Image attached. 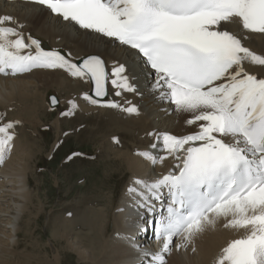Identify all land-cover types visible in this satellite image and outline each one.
<instances>
[{
	"label": "snow or ice",
	"instance_id": "1",
	"mask_svg": "<svg viewBox=\"0 0 264 264\" xmlns=\"http://www.w3.org/2000/svg\"><path fill=\"white\" fill-rule=\"evenodd\" d=\"M30 2L46 6L66 26L78 25L97 39L112 38L125 51H134L127 61L114 63L110 73L97 55L76 64L57 50H44L39 39L25 36L14 17L3 15L0 74L63 69L71 77L86 78L94 96L102 98L108 95L109 81L116 96L138 93L133 77L141 60L154 71L153 92L177 113L187 114L186 124L196 129L186 135L149 133L156 140L150 148L156 151L136 153L153 166L169 157L175 162L167 174L151 181L137 178L128 189L138 212L144 209L157 217L149 221L157 251L141 248L134 236L124 237L138 251L140 264H166L173 247L187 249L221 219L224 228L244 234L222 248L215 264H264V76L249 71L255 65L264 72V55L227 30L235 26L264 34V0ZM94 96L83 94L92 105L139 112L131 101L127 107L115 101L102 104ZM69 104L62 115L78 107L75 101ZM18 123H0V165L10 156ZM139 215L142 221L144 213ZM136 228L147 230L140 223Z\"/></svg>",
	"mask_w": 264,
	"mask_h": 264
},
{
	"label": "bare ground",
	"instance_id": "2",
	"mask_svg": "<svg viewBox=\"0 0 264 264\" xmlns=\"http://www.w3.org/2000/svg\"><path fill=\"white\" fill-rule=\"evenodd\" d=\"M3 15L14 17L23 25L25 36L30 34L39 39L41 44L45 43L48 46L46 51L57 50L65 55L66 49L71 50V53L80 49L76 52L80 55L81 49H84V53L102 56L109 73L114 63L127 61L129 51H134H125L112 38L97 39L91 30L82 29L78 25L66 26L65 23L58 22L46 6L31 3L30 0H0V16ZM227 30L242 35L246 46L257 54L264 55V34L237 30L235 26ZM137 64L139 66L136 68L133 83L136 84L138 93L123 92L121 96H116L109 81L110 92L107 99L101 103L115 101L127 107L130 105L126 104V101H131V104L138 108V114L90 104L83 98L85 92H82L83 87L78 85V80L63 69H33L29 73L16 76L0 74V123L19 121L15 127L22 130H12L15 137L10 156L0 165V264H29L30 259L35 256V252L27 254L23 250H17L16 245L19 233L23 228L28 231L31 217L35 218L42 210L40 201L37 200L38 184L36 189L28 186L27 173L34 161L33 157L37 156V151L45 148V139L42 134H29L25 142L23 136L26 133L25 126L32 128L42 122L45 113L43 102L52 85L59 92L65 93L59 100L57 111L61 113L65 105L70 108V100L78 105L70 116L63 117L60 114L54 123L56 130H62L61 120L75 124L77 128L69 132H73L79 142L90 141L94 145L99 143L95 148L105 166L103 175L106 181L110 182L111 177L116 176V181L109 187V193L103 197L100 210L88 205L90 199L83 197L84 199L79 200L72 208L68 207L64 212L61 210V214L57 212L49 217L50 239H53L49 244L54 246L53 244L64 241L55 250V261H58L62 250H66L78 254L84 264L92 262L97 254H100V260L91 264H140L139 253L124 239L126 236H134L135 242L141 248L152 251L159 249L154 230L149 225L150 214L144 209H139L138 212L134 207L135 197L128 189L134 186L133 181L137 178L151 181L167 174L175 162L169 157L163 165L153 166L136 153L156 151L150 148L156 140L154 136L148 135L149 133L169 132L173 135H186L196 129L186 124V120L190 118L187 114L177 113L173 104L160 99L158 94L153 92L151 86L156 79L154 72L145 69L140 60ZM249 71L264 76L260 66L251 65ZM38 135L42 144L37 141ZM68 136L67 134L64 138ZM114 137L119 143L113 140ZM127 173L128 176L125 177ZM100 185L104 187L106 183H97L96 186ZM101 190L97 196L101 195ZM66 211L69 216L65 215ZM139 213H144L142 221ZM137 223L147 230L139 231L136 228ZM224 223L223 219L219 220L214 228L200 234L187 249L177 250L173 247L165 257L166 264H175L172 263L175 257L184 258L186 262L183 264H215L222 248L230 240L244 234L243 230L224 228ZM76 227L80 229L77 230ZM193 247L195 251L192 250ZM40 262L46 263L42 260Z\"/></svg>",
	"mask_w": 264,
	"mask_h": 264
},
{
	"label": "rangeland",
	"instance_id": "3",
	"mask_svg": "<svg viewBox=\"0 0 264 264\" xmlns=\"http://www.w3.org/2000/svg\"><path fill=\"white\" fill-rule=\"evenodd\" d=\"M68 50L66 49L64 54L73 62H75L74 60L79 57L84 56L86 53H84V49H81V52L79 53L80 55H77L80 49L74 51V53H71V50ZM70 53L72 56L68 55ZM73 78L77 79L79 83L78 85L83 87V89H81L82 92L83 90L85 93L89 92L90 85L86 78L82 80L75 77ZM58 92L59 91L52 85V88L48 90L43 102V107L45 106V113H43L44 116H42V122L32 128L25 126L26 133L25 136H23L25 142L26 137L29 134H42L45 139V143H43L45 148L37 151V156L33 157L34 161H32L27 173L29 177L28 186L36 189L38 184L37 200L40 201L42 210L39 211L35 218L34 216L31 217L30 222L28 223V231L23 228V230L19 233V241L16 245L17 250H23L27 254L35 252V256L30 259L31 262L29 261V264H43L40 260L43 262L46 261L45 264H84V262H81L82 260L79 259L78 254L74 251L67 252L66 250H64L65 252L62 250L63 256L62 254L59 255L58 261H55L57 260L55 259V250H57V248H59L61 243L63 244L64 241H61V243H52L54 246L49 244V241H52L53 239H50L51 229L48 219L51 215L56 214L57 212L61 214V210L64 212L63 210H66L68 207L69 209L72 208L73 205L79 202V200H83L85 197L90 199L88 205L96 207L100 210L103 205L102 201L104 195L109 193V187H111V185H113L116 181V176H112L109 180L110 182L106 181L104 178L103 171L105 166L102 164L101 156L97 154L98 150L95 148V146L99 145V143L94 145V143L90 141L79 142V139H76L77 137L73 134V132H69L77 128V126L71 122L61 120L60 124L63 132L61 133L62 130L60 132L59 130H56L54 123L60 114L62 115V113L69 111V108H66L67 105L63 106L61 113L57 111V108L51 109L48 106V94L53 93L57 97L59 96V100L65 96V93ZM109 92L110 90L108 91V94ZM62 116L68 117L70 115ZM14 131L22 132V130L18 127H14ZM64 131H67V133H64ZM67 134L69 136L64 138ZM37 138V141L40 142V135H38ZM40 144H42V142H40ZM40 144H37V148H39ZM48 151H50L49 154L47 153ZM69 157H71V159H69ZM127 176L128 173L125 177ZM97 183H106V186H96ZM107 185H109L108 189ZM100 190L101 195L97 196ZM68 211L65 212V215L67 216H69V214H67ZM76 229L78 230L80 228L76 227ZM94 259H92V262L94 263L99 261L100 254L95 255ZM92 262L88 261L86 263L91 264ZM173 262H175V264H183L186 261L184 258L175 257L172 260V263Z\"/></svg>",
	"mask_w": 264,
	"mask_h": 264
},
{
	"label": "water",
	"instance_id": "4",
	"mask_svg": "<svg viewBox=\"0 0 264 264\" xmlns=\"http://www.w3.org/2000/svg\"><path fill=\"white\" fill-rule=\"evenodd\" d=\"M43 48H47V47H46L45 45H43ZM92 55H96V54H88V55H86V56H84V57L78 59V60L76 61V64H81L85 58H87L88 56H92ZM97 56H98V55H97ZM92 89H93V85L91 84V90H90V92H89V95L94 96V92L92 91ZM106 96H107V95H106ZM106 96H104V97H102V98H100V97H95V96H94V98L99 99V100H103V99H105ZM53 97L56 98V101H57L56 103H52V98H53ZM47 99H48V104H49L50 107L54 108V107H57V106H58V104H59V100H58V98H57L54 94H49L48 97H47Z\"/></svg>",
	"mask_w": 264,
	"mask_h": 264
}]
</instances>
